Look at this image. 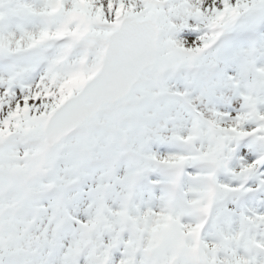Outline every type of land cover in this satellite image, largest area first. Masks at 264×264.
I'll return each instance as SVG.
<instances>
[{"label":"snow or ice","instance_id":"obj_1","mask_svg":"<svg viewBox=\"0 0 264 264\" xmlns=\"http://www.w3.org/2000/svg\"><path fill=\"white\" fill-rule=\"evenodd\" d=\"M0 264H264V0H0Z\"/></svg>","mask_w":264,"mask_h":264}]
</instances>
